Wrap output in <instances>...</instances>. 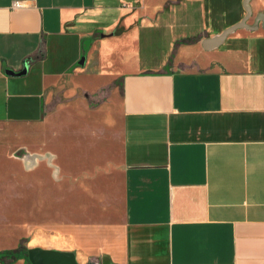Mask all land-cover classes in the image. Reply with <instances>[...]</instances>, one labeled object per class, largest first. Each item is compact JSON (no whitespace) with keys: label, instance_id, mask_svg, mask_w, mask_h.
<instances>
[{"label":"crops","instance_id":"0c3cea01","mask_svg":"<svg viewBox=\"0 0 264 264\" xmlns=\"http://www.w3.org/2000/svg\"><path fill=\"white\" fill-rule=\"evenodd\" d=\"M0 126L22 153L0 252L264 264V0H0Z\"/></svg>","mask_w":264,"mask_h":264},{"label":"rangeland","instance_id":"374dc122","mask_svg":"<svg viewBox=\"0 0 264 264\" xmlns=\"http://www.w3.org/2000/svg\"><path fill=\"white\" fill-rule=\"evenodd\" d=\"M146 36L143 39L144 50L149 48ZM162 38H160L161 46L166 44V39ZM60 99L57 95L53 96L50 108ZM21 155L20 128L0 126V235L5 232L7 224L10 223L7 209L12 202L16 201L15 196L20 193ZM45 171L48 176L47 170Z\"/></svg>","mask_w":264,"mask_h":264},{"label":"trees","instance_id":"16d2710c","mask_svg":"<svg viewBox=\"0 0 264 264\" xmlns=\"http://www.w3.org/2000/svg\"><path fill=\"white\" fill-rule=\"evenodd\" d=\"M192 40H184L180 41L179 43H189ZM171 61V60H170ZM114 86H121L120 81L116 80L111 85L99 90L95 94H89L85 93L84 97L88 100L89 106L91 108H95L102 104L103 102H106L108 99V95L110 94V91ZM28 253L29 251H26L23 247H20L19 250L14 251H2L0 252V262H4L6 264H11L15 262L18 258H20L22 255L26 256L28 260Z\"/></svg>","mask_w":264,"mask_h":264},{"label":"water","instance_id":"95a60500","mask_svg":"<svg viewBox=\"0 0 264 264\" xmlns=\"http://www.w3.org/2000/svg\"><path fill=\"white\" fill-rule=\"evenodd\" d=\"M242 26L243 23H240L239 25L227 30L218 40H222L230 32ZM29 260L32 264H76L73 258L69 255L39 250H31L29 252Z\"/></svg>","mask_w":264,"mask_h":264},{"label":"built area","instance_id":"2783aa9c","mask_svg":"<svg viewBox=\"0 0 264 264\" xmlns=\"http://www.w3.org/2000/svg\"><path fill=\"white\" fill-rule=\"evenodd\" d=\"M138 1H142V0H138ZM20 7H22V3L20 1H16L12 5V8H15V9H18Z\"/></svg>","mask_w":264,"mask_h":264}]
</instances>
